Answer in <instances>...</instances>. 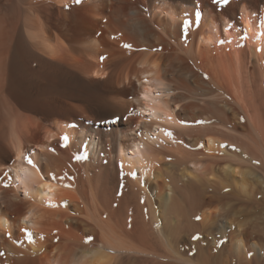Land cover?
I'll list each match as a JSON object with an SVG mask.
<instances>
[{
  "label": "bare ground",
  "instance_id": "6f19581e",
  "mask_svg": "<svg viewBox=\"0 0 264 264\" xmlns=\"http://www.w3.org/2000/svg\"><path fill=\"white\" fill-rule=\"evenodd\" d=\"M152 263L264 264V0H0V264Z\"/></svg>",
  "mask_w": 264,
  "mask_h": 264
},
{
  "label": "snow or ice",
  "instance_id": "6c2138e0",
  "mask_svg": "<svg viewBox=\"0 0 264 264\" xmlns=\"http://www.w3.org/2000/svg\"><path fill=\"white\" fill-rule=\"evenodd\" d=\"M80 0H77V3H79ZM216 3L217 4H227L228 3V0H216ZM125 48H131V45L129 44H126L124 45ZM145 83H147V81H145ZM145 99H147V97H145ZM167 135L171 136V132H166ZM63 140H64V144H65V147H67V144H68V138L67 137H63ZM77 160H80V159H86V157H81V156H77L76 157ZM28 163L29 164H32L34 167L35 165L33 164V161L31 159L28 160ZM45 187L48 188L49 191H53V188L51 187V185H45ZM199 219V218H197ZM29 240L31 241V235H29Z\"/></svg>",
  "mask_w": 264,
  "mask_h": 264
},
{
  "label": "rangeland",
  "instance_id": "374dc122",
  "mask_svg": "<svg viewBox=\"0 0 264 264\" xmlns=\"http://www.w3.org/2000/svg\"><path fill=\"white\" fill-rule=\"evenodd\" d=\"M228 202H230V204L233 206V207H237V201L234 200V199H227ZM153 264V263H152Z\"/></svg>",
  "mask_w": 264,
  "mask_h": 264
}]
</instances>
